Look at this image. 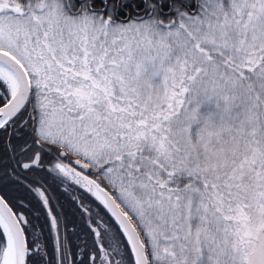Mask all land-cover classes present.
<instances>
[{"label":"snow or ice","instance_id":"obj_1","mask_svg":"<svg viewBox=\"0 0 264 264\" xmlns=\"http://www.w3.org/2000/svg\"><path fill=\"white\" fill-rule=\"evenodd\" d=\"M0 264H264V0H0Z\"/></svg>","mask_w":264,"mask_h":264}]
</instances>
